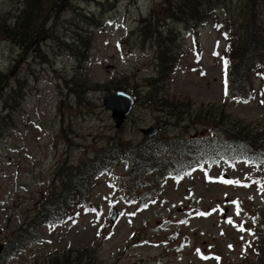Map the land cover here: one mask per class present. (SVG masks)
Segmentation results:
<instances>
[{
    "label": "rangeland",
    "instance_id": "obj_1",
    "mask_svg": "<svg viewBox=\"0 0 264 264\" xmlns=\"http://www.w3.org/2000/svg\"><path fill=\"white\" fill-rule=\"evenodd\" d=\"M21 1L0 0V13L12 19ZM99 2L104 5L66 0L37 47L23 49L0 39V72L8 74V87H22L23 93L7 102L12 111L4 109L5 95L0 97V243L6 246L0 264H264V94L258 67L259 61L264 65V51L256 64H248L249 79L238 87L232 81L229 93L223 61L229 17L246 18L254 7L257 25H264V2L247 7L245 0H227L226 8L213 11L194 30L198 48L193 31L177 27L182 55L167 88L160 87L178 102L175 114L144 97L151 89L147 79L155 73L156 44L152 27L143 35L137 31L138 19L157 6L158 24L165 26L169 20L161 18V0ZM80 10L99 14L102 28L91 34L86 71L75 75L76 62L65 44L77 29ZM236 26H241L237 34L244 32V23ZM237 37L231 41L235 49ZM237 56L232 52L227 60L230 78ZM72 76L85 83L66 85L64 79ZM117 90L135 101L118 128L101 102ZM213 116L224 117V128L257 131L261 143H240L239 157L222 153L211 164L196 161L161 174L154 183L155 175L148 172L147 185L137 188L135 181L122 179L130 163L119 157L87 190L94 210L80 209L55 228L32 222L38 205L57 188L63 160L75 165L91 158L116 133L136 144L146 137L141 129L150 126L160 127L154 136L163 140L194 134L219 136L224 144L228 136L218 131L222 124ZM211 142L204 141L207 149ZM224 145L234 149L233 142ZM112 209L118 212L114 223ZM13 239H24V245L7 250Z\"/></svg>",
    "mask_w": 264,
    "mask_h": 264
},
{
    "label": "trees",
    "instance_id": "obj_2",
    "mask_svg": "<svg viewBox=\"0 0 264 264\" xmlns=\"http://www.w3.org/2000/svg\"><path fill=\"white\" fill-rule=\"evenodd\" d=\"M96 1L101 6L104 5L99 0ZM245 1L248 7L249 2L255 3L256 0ZM258 1L260 3L264 2V0ZM21 4L22 7L18 8V13L12 19L6 18L3 13H0V39L4 38L23 49L33 46L37 47L39 40L47 36L50 27L49 22L57 17V12L63 4H66V0H22ZM160 5L162 7L161 12L164 13V16L161 18L166 21L169 20L165 26L158 24L157 12L159 9L157 6H154L146 16L139 17L138 19L137 31L140 35H143L149 30V27H152L151 37H154L156 44L155 73L147 79L148 86L151 89L146 91L144 97L155 107L158 108L159 105L164 110H174L175 114V107L179 106V104L176 100L168 97L164 91L162 92V88H167L168 83L173 79L180 55H182L177 43L179 35L177 27L181 26L186 30L193 31L195 35L194 43L198 48L199 44L195 40L196 33L194 30L198 29L210 17L213 11L218 8H226L227 0H161ZM80 11L78 13V20L75 23L77 29L74 31L71 41L65 44L67 47L66 52L73 56L76 62L74 68L75 75L80 71H86V68L83 69V65H86L90 61L89 52L94 43L91 34L94 33V28H102L101 16L99 14L85 10ZM258 16V11L252 7L250 8V12L246 13V18L244 16L233 18V15L229 17L230 27L224 33L228 43L223 54V61L227 64L225 84L228 93L232 81L238 87L249 79L251 69L248 67V64L251 62H255L254 64H256L259 55L264 51V25L262 23L257 25ZM239 21L241 25L244 23V32L237 34L241 28V26H236ZM236 35H238L239 46L235 49V46H231V41ZM232 52H237L238 56L236 57L237 62L233 76L230 78V68L227 60ZM251 55H257L255 60L251 58ZM258 67L261 69L260 77L262 79V92L264 94V65L261 68V61H259ZM243 76L245 78H242ZM7 78L8 74L0 72V97L5 95L3 100L4 109L7 108L12 111L13 104L7 102L9 100L13 101L15 94L21 93L20 95L22 96L23 93L20 92L22 87H12V85L8 87L6 83ZM238 80L242 81L239 82ZM64 82L66 85L70 84L75 88L82 86V82L85 83L84 80L77 81L73 76L68 80L64 79ZM115 85L116 88H121L118 84ZM5 86L8 89L4 88ZM73 87H68V89L71 90ZM2 88H4L6 94L2 91ZM9 116L10 113H7L6 118ZM213 118H217V116H213ZM223 118V116L217 118L222 124L218 131L228 136L226 138L228 139L227 142H233L234 149L225 146L224 144L227 143L225 141L222 144L221 142L223 141L219 136L213 138L208 136L202 139V137L191 134L189 137L187 136L188 138L181 135L164 140L154 136L151 138L145 137L142 141L132 144L120 139V135L116 133L104 146L99 147L91 158L79 160V163L75 165H70L68 161L63 160L57 166L58 174L56 175V180L59 184L56 190L48 193V196L38 205L39 208L34 213L32 222H36V225L48 224L51 228H54L73 218L76 211L80 209L86 212L94 210V205H88L91 200L88 199L89 194L87 190L95 185V179L106 173L112 162L119 157H124L130 163L127 178L123 176L122 179L129 180L130 178L132 181H135V188H137L147 185L144 174L148 172H152L155 175L152 181L154 183L161 174L181 171L188 164L195 163L196 161L197 164L204 160H206L204 161L205 163H212L218 157H222L220 156L222 153H230L235 157H239V154H241L240 143L242 147L248 146L246 145L248 141H260L261 143L262 139L258 137L260 133L257 131L250 129L248 133L244 129L241 130L238 126L234 127V129L224 128ZM208 138L212 142L207 149L204 141ZM217 145H219L218 149ZM163 155L166 158L162 159ZM207 156L209 157L206 158ZM253 160H256V158H253ZM261 234L264 237V232H261ZM23 245L24 239H13L8 242L7 250L9 247L10 250H17Z\"/></svg>",
    "mask_w": 264,
    "mask_h": 264
},
{
    "label": "water",
    "instance_id": "obj_3",
    "mask_svg": "<svg viewBox=\"0 0 264 264\" xmlns=\"http://www.w3.org/2000/svg\"><path fill=\"white\" fill-rule=\"evenodd\" d=\"M103 106L110 111L111 118L114 121L116 128L120 127L126 120L128 113L133 108V97L122 90H117L101 97ZM158 128L150 126L148 128H142L141 132L147 137H153L157 134ZM117 218V212L112 209L110 220L114 222ZM3 249V245L0 243V252Z\"/></svg>",
    "mask_w": 264,
    "mask_h": 264
},
{
    "label": "bare ground",
    "instance_id": "obj_4",
    "mask_svg": "<svg viewBox=\"0 0 264 264\" xmlns=\"http://www.w3.org/2000/svg\"><path fill=\"white\" fill-rule=\"evenodd\" d=\"M133 99H134V98H133ZM134 103H135V101H134ZM133 106H134V104H133ZM131 111H132V110H130V112L128 113V116L131 114ZM128 116H127V117H128ZM156 127H157L158 129H160L159 126H156Z\"/></svg>",
    "mask_w": 264,
    "mask_h": 264
},
{
    "label": "snow or ice",
    "instance_id": "obj_5",
    "mask_svg": "<svg viewBox=\"0 0 264 264\" xmlns=\"http://www.w3.org/2000/svg\"><path fill=\"white\" fill-rule=\"evenodd\" d=\"M223 182H225V183H233V181H223ZM229 223H231V221H229ZM241 230H243V229H241Z\"/></svg>",
    "mask_w": 264,
    "mask_h": 264
}]
</instances>
